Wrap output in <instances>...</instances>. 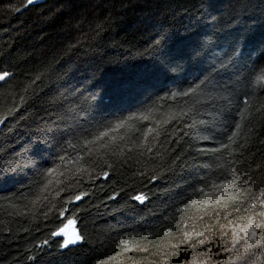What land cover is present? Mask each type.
<instances>
[{
  "label": "trees",
  "instance_id": "obj_1",
  "mask_svg": "<svg viewBox=\"0 0 264 264\" xmlns=\"http://www.w3.org/2000/svg\"><path fill=\"white\" fill-rule=\"evenodd\" d=\"M5 73L0 264H264V0H0Z\"/></svg>",
  "mask_w": 264,
  "mask_h": 264
},
{
  "label": "snow or ice",
  "instance_id": "obj_2",
  "mask_svg": "<svg viewBox=\"0 0 264 264\" xmlns=\"http://www.w3.org/2000/svg\"><path fill=\"white\" fill-rule=\"evenodd\" d=\"M28 3L29 4L33 3V0H28ZM6 75H7L6 73L4 75H0V81H3L6 77ZM77 199L79 200V199H81V197H77ZM135 199L140 201V202L144 201L143 196H136ZM62 234H64V229H61L59 232L53 233V235H55V236H60ZM253 235H254V233H253ZM79 239H80L79 235H75L73 238H70V239H65L63 241V246L68 247L69 244H75Z\"/></svg>",
  "mask_w": 264,
  "mask_h": 264
},
{
  "label": "water",
  "instance_id": "obj_3",
  "mask_svg": "<svg viewBox=\"0 0 264 264\" xmlns=\"http://www.w3.org/2000/svg\"><path fill=\"white\" fill-rule=\"evenodd\" d=\"M39 1V0H38ZM41 1V0H40ZM43 1V0H42ZM64 235V240L65 239H70L73 238L75 235H79L77 232H73V233H67V234H62ZM80 237V235H79ZM81 239V238H80ZM80 239L75 243V244H69V246H74L77 245L80 242Z\"/></svg>",
  "mask_w": 264,
  "mask_h": 264
},
{
  "label": "rangeland",
  "instance_id": "obj_4",
  "mask_svg": "<svg viewBox=\"0 0 264 264\" xmlns=\"http://www.w3.org/2000/svg\"><path fill=\"white\" fill-rule=\"evenodd\" d=\"M69 230H70V233H73L74 232L73 224L70 226Z\"/></svg>",
  "mask_w": 264,
  "mask_h": 264
}]
</instances>
